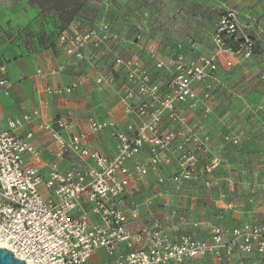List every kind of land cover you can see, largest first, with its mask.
Returning a JSON list of instances; mask_svg holds the SVG:
<instances>
[{
  "label": "built area",
  "instance_id": "2783aa9c",
  "mask_svg": "<svg viewBox=\"0 0 264 264\" xmlns=\"http://www.w3.org/2000/svg\"><path fill=\"white\" fill-rule=\"evenodd\" d=\"M108 9L112 0H95ZM81 20L72 25L73 33L63 31L59 38L68 53L84 58L85 49L102 47L108 40L116 39L105 18L96 28H88ZM255 21L243 22L236 9L225 10L214 35L215 50L207 55L196 54L188 58L185 53L164 55L154 42L145 41L142 31L135 36L144 42L149 62L142 58L117 55L112 68L100 74L97 82H116L118 72L125 73V82L118 94L126 110L135 112L141 119L138 126L130 124L131 133H119V150L115 156L91 150L84 144L89 133H98L116 122L89 119V132L72 134L67 116L51 121L44 103L20 117H10L7 126L0 127V247L13 251L27 264H168L214 254L223 264L236 252L243 255L264 256V223H245L233 230L214 226L212 236L200 240L192 233H181L172 240L157 217H149L139 230H131L128 223L140 217L137 209L127 211L121 205V196L133 180L144 179L151 168L162 162L178 160L181 170L172 176L176 188L181 189L196 171L195 150L206 151L208 137L201 138L189 123L184 106L203 105L205 115L213 111L214 85L219 81L220 59L227 55L226 65L244 62L258 51ZM83 30L80 31V29ZM103 32V33H100ZM194 49L193 38L188 40ZM1 44V40H0ZM98 53L92 55L96 59ZM151 65L166 73L167 82L154 79ZM61 69L54 68L51 73ZM77 76L68 85H50L49 96L72 93L83 84ZM10 79L6 63L0 56V90L10 92ZM198 86L200 88L198 89ZM136 97L133 104L130 98ZM174 127L164 129V122ZM36 125L50 134L56 143L59 157L75 154L83 163L60 170L56 165L49 172L25 162L26 153L38 156L40 151L31 139L35 131L24 136L19 133L25 125ZM226 142L239 143L240 133L230 130L223 135ZM201 142V143H200ZM196 145V144H195ZM149 149V161H142L140 153ZM180 149V152H178ZM166 152L167 155H163ZM91 160L94 164H89ZM220 157L212 160L215 167ZM198 166V165H196ZM44 188L49 193L44 192ZM228 238V242L224 238Z\"/></svg>",
  "mask_w": 264,
  "mask_h": 264
},
{
  "label": "crops",
  "instance_id": "0c3cea01",
  "mask_svg": "<svg viewBox=\"0 0 264 264\" xmlns=\"http://www.w3.org/2000/svg\"><path fill=\"white\" fill-rule=\"evenodd\" d=\"M117 1L112 0L110 7L106 9L95 0H81L83 9L65 24L60 12L48 11L37 1L0 0V56L6 63L10 79V92L7 94L0 90L1 128L7 126L8 118L20 117L24 112H31L39 103H44L51 116L50 122L62 115L69 118L72 128L70 131H64L67 137L89 132L91 117L98 121H115L114 127H108L98 133H89L84 140V144L91 150H101L109 156H115L120 146L118 134L131 133L130 124L136 127L141 119L135 112L127 111L122 97L117 95L118 89L125 82L124 72H118L113 84L108 81L97 82V78L112 68L117 55L127 53L124 51L129 49L130 55L127 57L142 58L145 63L149 62L144 42H138L135 35L142 31L145 41L157 44L159 50L167 56L181 51L188 58H193L196 54L209 55L215 50L214 35L217 26L211 32L209 46L202 47L197 43L198 47H195L193 39V50L188 40L182 42L173 41L167 36L153 37L146 20L147 12H136V18L137 15L140 16L136 29V24L132 21L133 16L129 18L130 16L120 12ZM212 2L220 7L222 13L233 8L239 12L243 22L255 21L253 32L259 48L255 55L244 62L235 60L231 67L225 62L229 57L222 56L219 62V81L213 89L212 112L205 115L203 105L184 106L188 121L195 131L203 139L208 137L209 144L205 147L208 150L201 153L204 165L198 166L200 175L195 180L185 181L184 187L177 189L172 176L178 170V162L172 159L171 163H162L157 169L150 167L149 175L141 180H133L127 192L121 196L122 199L128 200L132 194L146 189L159 194L161 191L165 192L156 199L153 197L154 201L158 199L153 213L162 223L167 217L164 206L169 202L174 205L177 201V190L181 191L192 214L185 225L188 227L187 233L193 232L196 238L202 237V240L211 238V229L214 226L233 230L245 223H264V58L255 70L252 68V61L264 56L261 53L264 51V0ZM102 18L106 19L113 34L118 36L116 39L108 40L102 47L91 46L85 49L86 56L82 59L66 52L65 45L59 38L63 31L73 33L72 25L81 20H85L86 27L96 28ZM99 52L100 55L93 59L92 55ZM54 68L61 70L52 74ZM150 68L155 80L167 82L166 73L159 72L153 65ZM77 76L84 79L83 84L72 93L54 97L46 93L48 86L68 85ZM130 101L136 104L138 100L133 97ZM164 124V129L174 127L167 121ZM30 129L35 131L31 141L40 154L35 156L26 153L27 164L49 172L56 164L60 170H67L83 163L73 153L63 157L57 156L56 143L50 134L39 130L34 124L25 125L19 133L24 136ZM233 129L240 133L239 143L226 142L223 137ZM207 152L212 154L208 155ZM148 153V146H145L140 153V159L145 162ZM162 154L167 155L166 152ZM208 156L210 160L206 158ZM212 156L220 157L221 160L215 167L212 166ZM89 164L93 166L94 163L89 160ZM164 176L166 183L158 184L157 181ZM197 191H200L199 196ZM44 192L49 193L46 188ZM121 205L129 210L126 208L128 204L126 206L122 201ZM139 212L140 217L128 223L129 229L139 230L145 221L147 222L145 211L139 209ZM197 212L199 214L195 216ZM169 224L171 239L175 240L183 233L180 229L184 228L181 227L179 217L175 215L171 216ZM227 240L225 237L224 241L228 242ZM191 264H198V261ZM206 264L211 263L208 261ZM216 264L219 263L216 261ZM223 264H264V256L236 252Z\"/></svg>",
  "mask_w": 264,
  "mask_h": 264
},
{
  "label": "rangeland",
  "instance_id": "374dc122",
  "mask_svg": "<svg viewBox=\"0 0 264 264\" xmlns=\"http://www.w3.org/2000/svg\"><path fill=\"white\" fill-rule=\"evenodd\" d=\"M117 3H118L117 7L120 12L124 13V15L126 14L127 16H130L129 18L133 16L132 21L134 22V25L136 24V22L139 23L140 21L139 15H137L138 17L136 18V12L137 13H140V11L147 12L146 20H148L147 24L149 25L150 34L153 37L160 38L167 36L169 39L171 38L173 41L178 40L182 42H184L185 40H189L190 38H193L196 43L195 47H198V45L199 46L202 45V47L209 46L212 37L211 32L215 30L218 21L220 19L219 16L222 13L220 7H218L216 3H213L212 0H118ZM136 29H137V24H136ZM129 50L124 51L127 53L124 54L121 53L120 55L127 58V56L130 55V53L128 54V52H130ZM261 53L264 54V51H261ZM263 58L264 56L263 57L260 56L252 61L253 64L252 68L254 70L256 66H258L262 62L261 60ZM103 121H107V120H103ZM195 144L193 142L191 143V148L194 149L196 153V157L192 159V161H195V167L197 169L195 172H193L191 178L188 179V181L195 180L199 177L200 173L198 172L199 171L198 166L200 164L203 166L205 162L204 159L201 157L202 151L196 149L197 141H195ZM207 144H209L208 141ZM206 147H208V145H206ZM178 152H180V149H178ZM207 154L210 155L212 153L207 152ZM149 157L150 154L147 157L148 161H149ZM206 158H208V160L211 159L210 156ZM212 159H214L213 156ZM181 169H182L181 166H178L177 171L179 172ZM157 183L161 185L162 183H166L165 176L160 177ZM177 192H178V196L176 197L177 200L176 203L173 205L172 203L169 202L164 206L165 215L167 217L164 218L162 223L159 220V218H157L160 221L161 226H163V228H165L169 233L170 239H171V235H170L171 229L168 227L170 226L169 222L171 221V216L173 217L175 215L176 217L177 216L179 217V220L182 223L181 227L184 228V229L182 228L180 229L183 230L182 231L183 233H187L188 227L186 228L185 225L186 223H188V220H190L192 217V214H190L191 210L187 208L185 204L184 193L178 190ZM161 193L165 194V192L163 191H161L160 194ZM160 194L159 192L146 189L142 192H136L132 194L128 200H126V198L123 199L121 198V204L122 201L124 204H126V206L128 204L129 207L127 206L126 208H129L130 211L134 209L144 210L145 214H147L146 220H148L149 217L155 216L153 212L157 205L158 199L157 201H154L153 197L156 199ZM197 195L198 196L200 195V191H197ZM174 208L176 212L174 211ZM197 214L199 213L197 212L194 215L196 216ZM197 218L199 219L200 217ZM197 228L199 227L197 226ZM201 238L202 237L200 238L197 237V239L202 240ZM193 260L188 257L183 262L170 261L168 262V264H191L197 261L198 264H206L208 261L211 264H216V261L219 263V261L216 259V256L211 253H208L203 257H197Z\"/></svg>",
  "mask_w": 264,
  "mask_h": 264
},
{
  "label": "trees",
  "instance_id": "16d2710c",
  "mask_svg": "<svg viewBox=\"0 0 264 264\" xmlns=\"http://www.w3.org/2000/svg\"><path fill=\"white\" fill-rule=\"evenodd\" d=\"M37 1L46 10H57L60 12L63 23L69 22L83 9L81 0H33Z\"/></svg>",
  "mask_w": 264,
  "mask_h": 264
},
{
  "label": "water",
  "instance_id": "95a60500",
  "mask_svg": "<svg viewBox=\"0 0 264 264\" xmlns=\"http://www.w3.org/2000/svg\"><path fill=\"white\" fill-rule=\"evenodd\" d=\"M0 264H27L23 259L17 257L12 250L0 247Z\"/></svg>",
  "mask_w": 264,
  "mask_h": 264
}]
</instances>
